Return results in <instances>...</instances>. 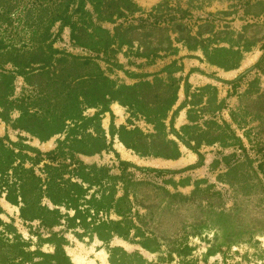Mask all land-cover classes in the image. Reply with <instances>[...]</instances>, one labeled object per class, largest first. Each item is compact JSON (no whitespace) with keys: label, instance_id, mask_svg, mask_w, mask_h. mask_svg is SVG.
Instances as JSON below:
<instances>
[{"label":"rangeland","instance_id":"rangeland-1","mask_svg":"<svg viewBox=\"0 0 264 264\" xmlns=\"http://www.w3.org/2000/svg\"><path fill=\"white\" fill-rule=\"evenodd\" d=\"M66 1L70 2L66 14L77 28L90 33L99 27L106 33L95 30L96 38L85 40L88 47H79L70 40L68 27L52 24L48 41L52 39V48L68 56V63L57 68L52 63L33 61L24 72L37 71L27 75V82L13 75L8 100L33 97L38 91H45L51 100L56 88L48 79L54 68L59 71L58 84L62 82L57 89L73 78L94 76L85 85L71 83L57 109L43 117L69 116L79 111L81 119L97 117L87 122L82 134L93 135V128L99 126L107 150L91 156L78 155L85 164L106 166L112 174H117V160L172 172L128 169L136 180L155 185L138 188L133 206L144 215L143 230L150 233L145 236L151 239L149 244L155 251L117 238L103 244L82 234L79 227L60 228L68 242L64 250L71 264H109L107 249L112 247L137 252L142 264H264V0H0L1 52L34 50L32 37L42 33L52 11L63 13ZM79 4L82 8L75 10ZM105 39L108 47L98 50ZM235 52H240L241 57L237 58ZM84 60L91 63L83 65ZM10 62L8 55L1 57L0 70L14 71ZM172 62L170 72L180 66L170 75L178 80L179 88L165 120L167 129L171 118L175 130L187 123L186 109L206 106L208 93L199 101L186 98L184 85L189 86L188 94L209 85L216 89L213 107L219 105L220 109L213 111L210 107L195 119V124L203 130L209 126L210 132L218 126L220 140L201 144L200 157L180 145L176 160L140 158L125 149L113 133L126 126L148 134L152 127L140 114L122 105L126 92L120 87L135 86L136 108L153 112L143 109L144 100L152 99L140 84L148 82L152 92L157 93L155 79L167 84L169 75L164 68ZM41 64L46 65L42 71ZM233 64L232 69L220 68ZM107 92L113 100L106 104L108 97L104 99L102 94ZM77 98L83 103L77 104ZM7 112L10 122L18 116L15 110ZM204 121H215L216 126ZM10 122L0 119V138L41 153L53 150L56 142L65 137L64 132H80L66 121L64 132L39 141L12 129ZM4 144L8 146L5 141ZM155 145L151 141V146ZM27 156L34 155L29 152ZM259 163L262 171L257 169ZM24 165L29 167L28 161ZM0 207L4 212L0 218L7 221L5 215L14 217L15 225L26 237L16 219L17 209L2 199ZM73 232L80 236L75 237ZM41 249L51 251L48 245Z\"/></svg>","mask_w":264,"mask_h":264},{"label":"trees","instance_id":"trees-1","mask_svg":"<svg viewBox=\"0 0 264 264\" xmlns=\"http://www.w3.org/2000/svg\"><path fill=\"white\" fill-rule=\"evenodd\" d=\"M69 4L70 2L66 1L63 13L56 9L51 12L52 14L47 20L48 24L42 33L37 38L32 37L34 50L25 52L19 50L1 52L0 50V58L8 55L14 69L11 72L0 70V109H2L0 119L7 124L10 122L7 118V111H17L18 116L10 122V127L28 133L39 141L64 132L67 128L66 121L70 122L75 130L79 129L80 131L68 130L64 132L63 140L57 141L56 147L45 153L29 146L10 142L7 138H0V199L17 209L16 219L27 235L26 237L22 235L15 225L14 217L5 215L7 221L0 218V264H71L64 250L68 242L64 231L59 230L60 228L72 230L74 227H79L82 234L95 237L103 244L117 238L129 244L138 245L147 251H155L154 247L149 244L151 239L145 236L150 233L143 230L144 215L139 214L133 207L137 202L135 191L141 186L155 187V185L136 180L128 169L156 174L172 172L137 167L128 162L117 160V174H112L106 166L85 164L77 157L78 155L91 156L107 150L102 136L103 132L99 126L93 128V135L82 134L87 122L93 121L97 117L81 119L80 111L69 116L56 114L51 119L43 117L57 109L61 95L71 83L78 86L85 85L92 82L95 77L87 74L79 76L73 78L72 82H64V88L57 89L62 82L58 84L59 71L54 68L51 69V76L48 79V82L56 88L51 100L45 95V91H38L33 97L8 100L12 92L13 75L20 76L24 82H27L29 79L27 75L32 71H37L34 69L24 72L33 61H35L34 64L52 63L57 68L68 63V56L62 55L52 48V39L48 41L51 37L49 30L52 24L58 22L61 26L68 27L70 40L79 47H88L85 40L96 38L95 30L106 33L99 27L92 28L90 33L86 32L83 27V30L77 28L76 22H72L70 16L66 14ZM81 8L82 6L79 4L75 10ZM106 39L98 50L105 51L108 47L109 42ZM235 54H237V58L241 57L240 52H235ZM90 63L89 60L82 62L83 65ZM43 64L39 70L46 67ZM172 66L173 62L164 68V72L169 75L165 79L167 84L164 85L162 79H155L158 82L157 93L152 92L148 82L140 84L145 89L146 95L151 93L149 99H152L144 100L143 109L153 110V112L136 108L135 86L120 87L126 92L122 105L131 113L140 114L144 121L152 127V132L148 134L142 133L135 127L127 128L126 126H120L113 133L125 149L131 150L140 158L176 160L180 156V145L200 157L198 149L201 144L210 145L220 140V128L216 126L215 121H204L203 123L216 126L217 133L216 130L210 132L209 126L203 130L195 124V119L199 118V115L215 105L216 89L209 85L196 88L191 94H188L189 86L184 85L186 98H197L199 101L203 94L208 93L206 106L199 110L186 109L187 123L175 130L171 118L168 123L169 129H167L165 120L176 101V93L179 88L178 80L170 75L179 71L180 66L173 68V71L170 72ZM233 67L234 64L220 65V68L225 70ZM99 76L101 80L106 81L105 77L100 74ZM145 94L142 99H145ZM105 97H108L106 104L113 100L109 92L102 94V98L105 99ZM76 101L77 104L83 103L79 101V98ZM32 102H35L34 106H32ZM149 107L153 108L149 109ZM213 109L217 111L220 106L217 105ZM113 134L110 132L111 136ZM150 140L156 145L151 146ZM4 141L8 146L4 144ZM29 152L34 156L28 157L27 153ZM25 160L28 161L29 167H25ZM39 164L41 166L34 170ZM257 169L262 171V164H257ZM179 197L185 199L182 196ZM0 214H4L1 207ZM110 215L113 218H110ZM72 234L77 238L80 236L77 232ZM43 245H48L51 251H43L41 249ZM107 253L109 264L143 263L137 252L127 253L120 247L108 248ZM131 258H136V260L130 261Z\"/></svg>","mask_w":264,"mask_h":264}]
</instances>
